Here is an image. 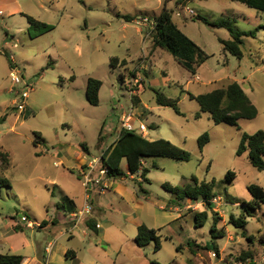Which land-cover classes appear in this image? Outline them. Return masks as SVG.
<instances>
[{
  "label": "rangeland",
  "instance_id": "1",
  "mask_svg": "<svg viewBox=\"0 0 264 264\" xmlns=\"http://www.w3.org/2000/svg\"><path fill=\"white\" fill-rule=\"evenodd\" d=\"M165 6L172 11L179 27L210 55L196 74L154 44L152 18ZM4 7V14H0V118L7 117L0 123V146L9 152L10 158L7 165L0 161V179H9L11 187H0L1 253H8L13 245L26 244L20 250L33 260L44 253L51 236L62 246L79 244L86 228L85 220L73 229L76 239L72 242H69L70 225L63 217L50 227L39 225L42 219L54 215L48 216L46 211L53 207L54 201L50 179H57L75 194L81 188V182L71 170L62 166L59 174L55 172L59 164L54 161L59 158L54 152L64 149L70 158L71 154L85 150L84 143L92 159H101L103 151L117 138L124 115L133 113L136 126L143 122L149 127L148 139L171 140L188 150L191 159L145 157L150 181L146 182L141 173L133 177L128 173L125 184L141 196L177 200L176 194L163 187L164 183L182 188L192 182L193 176L206 182L216 179L222 183L213 188L212 208L199 199L191 201L182 216L169 211L177 219L168 220L162 232L161 250L156 251L154 241L140 247L129 240L135 236L134 226L126 218L132 211L130 204L106 189L101 196L95 194L94 203L101 201L108 217H113L111 240L116 253L110 251L104 256L92 253L91 259H83L81 263L69 260L61 264H153V261L264 264V204L253 217L247 215L244 204L252 199L249 185L264 187V170L252 165L247 152L237 155L244 132L264 130V29L256 37H245L240 59L226 51L221 42L232 38L229 29L211 25L226 19L242 31L255 30L264 24L263 11L234 0H0V8ZM186 7L193 8L196 14H186ZM177 11L183 15L176 16ZM21 13L54 24L55 28L31 38L27 18ZM123 14H131L135 19L126 21ZM11 55L24 74L23 82L14 87L15 92L11 91L13 84L9 78ZM114 56L125 58L127 65L121 61L112 67ZM146 56L152 59L149 61ZM90 77L103 82L96 106L86 98ZM232 81H238L248 93L258 108L257 117L241 119L238 125L217 124L207 112L196 118L200 105L188 92H209ZM27 84L32 86L28 109L20 112L13 102L18 98L16 91L25 90ZM156 91L178 100L183 115L173 106L159 104ZM37 132L45 138V143H34ZM205 132L209 133L210 141L201 151L198 138ZM87 164L83 169H87ZM100 167L101 163L95 176L92 175L101 179L93 188L99 184L108 186L110 177L98 175ZM122 167L128 169L126 159ZM88 170L83 171L82 182ZM229 170L236 172L232 182L225 181ZM140 183L147 193L140 189ZM55 193L61 213L68 215L72 210L70 203L62 200L57 187ZM180 193L184 195L182 190ZM204 211L207 217L197 219L196 214ZM24 213L28 220L18 223L24 227L17 225L23 233L4 235L5 224L15 223ZM232 216L245 217L246 227H236ZM214 222L221 236L213 237ZM245 230L247 235L254 236L252 241L243 235ZM180 245L182 248L178 250ZM246 250L253 256L245 263L238 262L236 257Z\"/></svg>",
  "mask_w": 264,
  "mask_h": 264
},
{
  "label": "trees",
  "instance_id": "2",
  "mask_svg": "<svg viewBox=\"0 0 264 264\" xmlns=\"http://www.w3.org/2000/svg\"><path fill=\"white\" fill-rule=\"evenodd\" d=\"M247 4L257 10L264 12V0H234ZM27 18L29 23L28 33L31 38H37L55 28L54 24L44 22L36 19L35 17L22 13ZM126 21H133L135 17L131 14L121 15ZM154 27L152 29V39L154 44L170 52L186 69L191 71L193 74L197 73L198 67H200L210 55L191 37H189L174 20L172 11L166 6L160 11V13L153 18ZM201 19L208 22L206 17ZM211 25L216 27H225L229 29L231 33V39L221 40L224 45V49L230 52L232 55L242 58L243 49L242 46L245 42L246 36L256 37L257 32L260 29H264V24L258 26L255 30L242 31L238 29L235 24L226 19L211 22ZM11 63V59L9 58ZM120 62V58L114 56L111 58V66L116 67ZM124 65L127 64L126 59H122ZM74 78V77H73ZM102 80L94 77H90L86 88V98L92 105H99L100 90L102 87ZM157 101L159 104L164 106H173L178 114H182L176 99L167 97L164 92L156 91ZM191 99L196 100L200 105V111L196 113V118H200L203 112H207L211 115L215 123H227L230 125H238L241 119H254L258 115V108L253 103L252 99L245 91L243 86L238 81H232L225 87H219L209 92L200 94H194L188 92ZM7 115L0 118V123L6 120ZM45 142V138L39 133H36L34 143L38 144ZM210 141V135L205 132L198 138V145L202 151L205 145ZM84 149H88L86 144H82ZM248 153L250 162L258 170H264V130L260 129L254 133L244 132L241 138L240 145L237 150V155ZM170 157L180 161H189L191 159V153L173 143L171 140L159 138V139H148L145 136L131 131L125 128H121L117 138L114 142L104 151L101 157V163L107 168V175L113 178H120L130 174H141L144 176L146 182L150 179L147 177L149 169L144 167L143 160L145 157ZM9 152L5 151L0 146V161L3 165L9 164ZM123 159L127 160L128 173L122 168ZM236 178V172L229 170L226 174L225 181L232 182ZM192 182L187 183L184 187L172 186L171 184L164 183L163 187L176 194L179 198H189L191 200L202 199L206 204L212 208V200L215 196L213 188L217 184L222 183L213 179L211 182L199 181L196 176L191 178ZM0 187L8 186L11 187L10 180L7 178L0 179ZM140 183V189L144 190ZM183 191V196L180 193ZM249 191L252 194L250 201L244 202L245 211L248 216L253 217L257 209L264 204V187L258 184L249 185ZM200 216L207 217V213L201 212L196 214V218ZM247 219L245 217L235 218L232 216V223L236 227H246ZM47 224V223H46ZM198 225V222H197ZM88 226L93 230H97V225L92 221L88 222ZM18 228V227H16ZM211 232L213 237L221 236L216 228L214 222L211 226ZM243 235L249 240H253V235H247L246 230L243 231ZM135 241L138 246L145 247L152 241L155 242L156 251L162 247V238L159 234V230L151 228L146 224L138 226L137 235ZM189 245H191L189 243ZM178 250L181 246L177 247ZM253 253L250 250L242 251L237 257L238 262L245 263L248 258L252 257ZM24 259L23 255L13 253H1L0 252V264H22ZM153 264H160L156 261Z\"/></svg>",
  "mask_w": 264,
  "mask_h": 264
},
{
  "label": "crops",
  "instance_id": "3",
  "mask_svg": "<svg viewBox=\"0 0 264 264\" xmlns=\"http://www.w3.org/2000/svg\"><path fill=\"white\" fill-rule=\"evenodd\" d=\"M5 10H6L5 7L3 9L0 8V14H4ZM13 12H17V9H14ZM142 55L144 54L142 53ZM147 56L145 57L146 59H147ZM151 59L152 58L150 59L148 58L147 60L150 61ZM121 61L122 59H120V62ZM15 105H16L15 102H13V107ZM153 139H156V138H152L151 140ZM65 152L66 151L64 149H60V151L56 150L54 152L55 156L59 158L58 160L54 161V162L57 161L59 164L58 166H56L57 170L55 172L58 173L59 168H61L62 166L71 170L74 173V175L78 177L79 182H81L80 192L78 194H75L73 190L65 189L64 185L61 184L57 179H50L51 184H53L54 186V189L52 190V196H54L53 197L54 201L51 202V205L53 207L47 208L46 211L48 213V216L50 213L54 215H52L50 219H48L47 217L42 219L39 225L41 227L42 226L50 227L52 224L58 223L60 221L59 220L60 217H63V220L67 221V223L70 225L69 242H72L76 239V235H75L76 231L73 229L78 226V223L79 224L83 223V221L85 220L86 228H83L82 230V235H81L80 242L78 245L77 244H73V245L65 244L62 246L60 244L55 243L56 239L54 236L49 237V242L47 243L48 246L46 247L44 253L41 252V254L38 255V257L34 258L33 260H31L30 257L25 256L24 253H22V251L20 250L21 247L22 249H24L23 247L26 244L21 245V246L13 245V247L9 248L8 253L23 255L24 259H23L22 264H44V261L45 262L48 261V264H54V263L61 264L69 260L81 263L83 259H87V258L91 259L89 258V254H92V253L96 254L97 256H100V255L104 256V255H107L108 252L112 251L115 254L117 249L114 247V244L112 243V240H111V236H112L111 229L114 227V223L112 220L113 217L112 216L108 217V213L106 212L105 207L101 201H97L96 203H94L95 194L101 196L105 192L106 189L112 191L114 197L122 198L125 202L127 201V203L130 204L132 211H130V213L126 215V218L129 220L130 224L134 226L135 236L134 238L129 237V240H133V241H135V237L138 231V226L141 224H146L147 226L151 228L158 229L159 234L161 235V238H162L163 236L162 232L166 228L168 224L167 223L168 220L175 218V216L168 214V212L176 211L178 212L177 213L178 215L182 216L184 214L183 209L186 210L187 207L191 206L190 202L194 201L189 198H179L178 196H177L178 198L177 200H170L169 197H165V196L161 198H154L152 195L141 196L137 192V190H133L125 184L124 179H126V176L121 177V178L110 177L106 184L108 185L107 187L104 188V186H102L101 184H99V186L96 185L90 191L89 196H87L81 176L84 170L86 171L89 169V166L87 167V169L86 168L83 169V166H85L86 163H88L87 165L91 163L92 158L89 155L91 154L90 150L87 149L86 151V149L85 150L81 149L80 152H77L76 154L75 153L71 154L70 158H68L65 155ZM55 156L53 157L55 158ZM143 165L145 167L144 160H143ZM96 170H97V167L94 169L92 175L95 176ZM125 171L128 173V169ZM140 173L141 171L138 174ZM134 175H137V174H134ZM134 175L128 174L129 177H133ZM56 187L61 192L60 196L62 200H67L71 205L72 210L68 215L65 213L64 214L61 213L62 212L60 211L61 203L56 202V198H57L55 196ZM167 192L170 193L171 191L167 190ZM183 203H188L189 205H183ZM87 205L90 206V213L84 214L81 218L78 219L76 215L80 214V212ZM62 207L64 210L65 208L64 204H62ZM23 215H26V214L24 213ZM17 221L15 223L10 222V223L5 224V227H3V230H4L3 234L6 236L10 234L12 236L21 235L23 233L22 227H18V226L19 225L23 226L24 224H18L19 222ZM89 221H92L94 224L97 225V230H93L92 228L88 226ZM18 229L21 232H18ZM94 235H96V238L94 237ZM74 246H77V247H74ZM45 252L47 254L49 253V255L46 256ZM117 254H119V252Z\"/></svg>",
  "mask_w": 264,
  "mask_h": 264
},
{
  "label": "built area",
  "instance_id": "4",
  "mask_svg": "<svg viewBox=\"0 0 264 264\" xmlns=\"http://www.w3.org/2000/svg\"><path fill=\"white\" fill-rule=\"evenodd\" d=\"M175 14H176V16H182L183 15V13L181 11H177ZM186 14H188L190 16H194L196 14V11L193 8L186 7ZM144 20L148 21V18L145 17ZM153 25H154V23H153ZM10 59H11V65H10V70H9V78L13 84V89L11 91L15 92L14 87L23 82L24 74L21 71V69L19 68V66L16 64V61H15V58L13 55L10 56ZM31 89H32V86L30 84H27V88L25 90L16 91L18 98L16 99L15 104H16V108H18V110L20 112H24L28 109V98H29ZM132 114L133 113L124 115V118L122 119V128L131 130V131H136L137 133L146 137L148 135L149 127L143 122H141L139 126H136ZM100 163H101V159L98 157H94L92 159L91 163L88 165L89 166L88 173L85 175V177L83 179V185L85 187L87 196H89L90 191L92 190L94 184L100 183L101 179H95L92 176L94 169ZM107 171H108L107 168L105 166H103L101 163V167L99 168V175L101 177H103L104 175L107 174ZM87 213H90V206L89 205L84 207V209L80 212V214H77L76 217L79 219L84 214H87ZM27 220H28V217L26 215H22L20 220H18V222L22 223V221L26 222ZM29 223H31V222L29 221ZM46 264H48V261Z\"/></svg>",
  "mask_w": 264,
  "mask_h": 264
}]
</instances>
